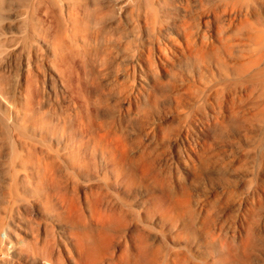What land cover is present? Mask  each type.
<instances>
[{"label":"bare ground","instance_id":"bare-ground-1","mask_svg":"<svg viewBox=\"0 0 264 264\" xmlns=\"http://www.w3.org/2000/svg\"><path fill=\"white\" fill-rule=\"evenodd\" d=\"M261 7L264 0H0V164L8 180L1 199L7 195L11 208L28 193L52 222L63 224L59 231L67 238H55L46 225L43 238L37 232L27 242L31 255H40L42 264H158L163 241L123 196L149 181L144 148L134 155L136 138L127 129L133 111L147 116L160 98L170 96L177 107L162 140L197 123L216 128L213 141L224 153L212 168L216 180L225 179L226 167L244 168L248 160V152L228 138L229 122L250 142L247 151L258 148L260 141L252 140L262 135L264 155ZM128 66L137 67L142 82L134 110L126 85L103 82L106 69ZM47 86L76 101L55 109L46 100ZM121 97L123 118L109 101ZM238 151L244 156L233 155ZM205 160L199 155L202 168ZM65 163L94 177L83 207L66 205ZM258 169L264 170V156ZM225 181L226 195H232L235 189ZM260 183L264 188V177ZM250 197L248 220L254 221L264 211V190L252 189ZM188 198L181 188L174 204L182 226L177 236L194 235L186 227ZM209 219L201 222L207 226ZM2 228L0 217V236ZM250 238L247 232L239 242L241 256ZM179 259L185 264L182 254Z\"/></svg>","mask_w":264,"mask_h":264},{"label":"rangeland","instance_id":"rangeland-1","mask_svg":"<svg viewBox=\"0 0 264 264\" xmlns=\"http://www.w3.org/2000/svg\"><path fill=\"white\" fill-rule=\"evenodd\" d=\"M260 10L264 14V7ZM111 69L108 68L105 73L103 72V82L118 81L117 83L126 85L127 95L134 110L139 103V91L142 89L139 70L135 66H128L127 69L119 68L117 71ZM46 90L49 91L46 95L48 104L57 110L63 111L76 101L69 92H53L48 86ZM109 101L112 103L114 115L123 118L126 113L125 99L111 98ZM174 109H177L174 101L170 96H165L158 100L157 109H152L147 116L137 114L136 110L133 111L131 123L127 127L131 137L136 138L132 144L134 155L141 151L145 154L142 153L149 165V181L145 186L136 185L123 197L131 202L132 209L139 214L142 222L152 229L156 240L163 241L158 264H181L180 254L185 257V264H264V211L254 221L248 220V209L253 205L252 201H255L254 197H250V191L264 190L260 183L264 177V170L258 169L264 156L261 148L263 144L261 139L258 140L262 135L252 140L255 144L260 141L258 148L247 151L251 148L250 142L244 140L243 132L235 124L228 123L230 131L228 138L239 144V151L248 152L243 153L248 160L244 168H238L237 163L226 167L228 171L224 173L225 179L228 178L229 185L235 189L234 195H226L228 183L223 177L216 180L215 171L212 169L213 165L224 161L221 144L213 141V133L216 129L214 126L202 127L197 123V126L191 125L187 132L183 131L177 138L170 135L169 140L161 139L162 130L169 129L176 121L177 115ZM155 122L159 126L154 125ZM259 132L260 130L256 128L254 134ZM71 140L73 142V138ZM239 151L237 153L239 155L236 153L233 155L244 156ZM199 155L206 159L205 163L207 161L204 168L200 166ZM2 171L0 164V199L2 193L6 192L8 183ZM61 173L67 181L66 205L71 209L77 203L83 207L84 192L94 177L70 163L62 166ZM159 181L161 185L157 184ZM181 188L189 194L187 208L190 217L186 227L194 232L191 237L185 234L177 236V230L182 226L181 221L177 219L178 211L174 204L181 198ZM110 190L121 189L111 187ZM26 194V201H21L11 208L7 205V195L5 201L0 200V217L3 223L0 236V264H42L40 255L30 254L27 242L31 241L37 232L43 238L46 225L52 228L50 232L53 231L55 238L59 234L64 241L67 240L64 233L60 234L59 231L64 228L63 224L52 222L39 204L32 201L34 198ZM51 202L59 206L55 197L51 198ZM207 215L210 219L205 226L201 222V217ZM247 232H251L252 238L244 256H241L238 245L246 239ZM219 242H224V249ZM221 255H226L227 258L224 259Z\"/></svg>","mask_w":264,"mask_h":264}]
</instances>
